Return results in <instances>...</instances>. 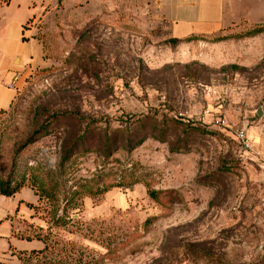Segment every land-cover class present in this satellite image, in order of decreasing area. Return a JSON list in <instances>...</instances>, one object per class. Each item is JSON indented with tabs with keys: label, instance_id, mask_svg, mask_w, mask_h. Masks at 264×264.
Instances as JSON below:
<instances>
[{
	"label": "rangeland",
	"instance_id": "obj_1",
	"mask_svg": "<svg viewBox=\"0 0 264 264\" xmlns=\"http://www.w3.org/2000/svg\"><path fill=\"white\" fill-rule=\"evenodd\" d=\"M226 3L177 38L158 0H0V264H264V0Z\"/></svg>",
	"mask_w": 264,
	"mask_h": 264
},
{
	"label": "crops",
	"instance_id": "obj_2",
	"mask_svg": "<svg viewBox=\"0 0 264 264\" xmlns=\"http://www.w3.org/2000/svg\"><path fill=\"white\" fill-rule=\"evenodd\" d=\"M158 1L163 17L171 24L173 35L177 38L211 35L223 29L229 19L227 0ZM18 56L21 54L15 53L9 57L0 51V112L11 107L17 95L16 86L21 85L23 80L18 72L19 68L16 67ZM16 77L19 78L17 81ZM11 83L12 87L9 86Z\"/></svg>",
	"mask_w": 264,
	"mask_h": 264
},
{
	"label": "trees",
	"instance_id": "obj_3",
	"mask_svg": "<svg viewBox=\"0 0 264 264\" xmlns=\"http://www.w3.org/2000/svg\"><path fill=\"white\" fill-rule=\"evenodd\" d=\"M25 40H26L25 37H23V41ZM49 127H50V122H47L39 126V128L35 130V132L29 138V140L17 149V154H20L22 150L29 144L35 143L38 140V136H40L43 132H49ZM138 142L142 143L144 142V139ZM23 187H24L23 183H15V180L11 177L6 178V179H0V194L1 195L7 196V197L14 196L16 193L21 191ZM151 195L155 196L154 191L151 192ZM46 248L47 247H45L44 249Z\"/></svg>",
	"mask_w": 264,
	"mask_h": 264
},
{
	"label": "built area",
	"instance_id": "obj_4",
	"mask_svg": "<svg viewBox=\"0 0 264 264\" xmlns=\"http://www.w3.org/2000/svg\"><path fill=\"white\" fill-rule=\"evenodd\" d=\"M19 78H15V81H17ZM10 87L13 86V83H11L9 85ZM238 139L240 141V143L246 148V149H250L252 147V143L250 138L248 137V135L243 131L241 133H239L238 135Z\"/></svg>",
	"mask_w": 264,
	"mask_h": 264
},
{
	"label": "water",
	"instance_id": "obj_5",
	"mask_svg": "<svg viewBox=\"0 0 264 264\" xmlns=\"http://www.w3.org/2000/svg\"><path fill=\"white\" fill-rule=\"evenodd\" d=\"M258 114H259L260 116L263 115V112L261 111V109H259ZM259 251H263V252H264V245H261V246L259 247Z\"/></svg>",
	"mask_w": 264,
	"mask_h": 264
}]
</instances>
